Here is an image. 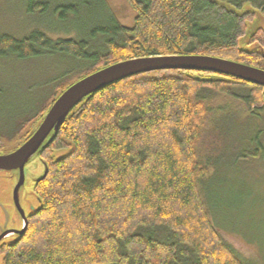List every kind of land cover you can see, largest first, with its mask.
<instances>
[{
  "label": "trees",
  "instance_id": "16d2710c",
  "mask_svg": "<svg viewBox=\"0 0 264 264\" xmlns=\"http://www.w3.org/2000/svg\"><path fill=\"white\" fill-rule=\"evenodd\" d=\"M126 1L136 13L132 28L111 13L85 38L0 37V60L59 55L82 66L9 140L0 130V155L23 145L68 88L120 62L199 55L264 70V27L250 35L254 49L239 44L256 15L264 21V0ZM79 8L56 13L67 19ZM48 9L30 0V12ZM223 100L248 117L264 115V87L203 71L139 74L85 98L39 151L48 166L34 187L40 206L26 232L0 246L2 264H249L214 224L203 192L214 165L201 149ZM256 143L240 159L264 158ZM159 229L170 239L157 238Z\"/></svg>",
  "mask_w": 264,
  "mask_h": 264
},
{
  "label": "rangeland",
  "instance_id": "374dc122",
  "mask_svg": "<svg viewBox=\"0 0 264 264\" xmlns=\"http://www.w3.org/2000/svg\"><path fill=\"white\" fill-rule=\"evenodd\" d=\"M36 1L47 3L49 9L30 12V0H0V37L22 39L40 31L51 39L85 38L93 27L110 21L111 13L125 27L135 24L136 13L126 0H106L107 7L98 0ZM69 4L79 5V14L63 19L56 8ZM263 27V19L256 15L248 24L240 47L254 49L256 45L249 44L250 35ZM81 67L59 55L28 61L13 56L0 60V130L7 131L3 133L6 139L13 136L10 132L16 124L51 101L56 84ZM212 124L201 156L214 165L211 178L203 187L214 224L245 261L264 264V158L240 159L246 150L257 149V139L264 147V115L248 117L237 111L232 101L223 100ZM44 171L39 155L26 164L25 181L18 191L19 206L14 197L19 171H0V227L6 224L10 230H19L24 220L19 207L27 217L39 208L34 186ZM154 235L161 240L170 239L164 229Z\"/></svg>",
  "mask_w": 264,
  "mask_h": 264
},
{
  "label": "water",
  "instance_id": "95a60500",
  "mask_svg": "<svg viewBox=\"0 0 264 264\" xmlns=\"http://www.w3.org/2000/svg\"><path fill=\"white\" fill-rule=\"evenodd\" d=\"M165 70L210 72L217 75L238 78L242 81L264 87V70L227 59L199 55L150 56L131 59L89 75L68 88L55 101L36 131L23 145L11 153L0 155V171H19V181L14 189L16 204L19 206L18 191L25 181L26 164L33 157L39 155V151L52 139L54 133L59 130L65 119L76 106L88 96L114 82L139 74ZM42 162L45 171L43 176L35 182V185L48 175V166L44 161ZM19 209L24 219L23 226L19 230H10L6 224L0 227L2 231L0 235V246L2 244H8L5 243L7 239L13 237L18 239L21 237L28 228L29 217L36 211L27 217L20 207ZM6 217L8 221L9 215L7 213Z\"/></svg>",
  "mask_w": 264,
  "mask_h": 264
}]
</instances>
